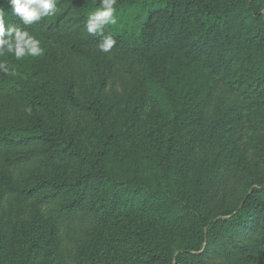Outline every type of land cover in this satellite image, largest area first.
<instances>
[{
  "label": "trees",
  "instance_id": "1",
  "mask_svg": "<svg viewBox=\"0 0 264 264\" xmlns=\"http://www.w3.org/2000/svg\"><path fill=\"white\" fill-rule=\"evenodd\" d=\"M100 4L0 0V264H264V0Z\"/></svg>",
  "mask_w": 264,
  "mask_h": 264
},
{
  "label": "clouds",
  "instance_id": "2",
  "mask_svg": "<svg viewBox=\"0 0 264 264\" xmlns=\"http://www.w3.org/2000/svg\"><path fill=\"white\" fill-rule=\"evenodd\" d=\"M11 11L24 25H32L42 17L53 15L57 11V0H9ZM117 0H101L100 7L89 15L86 30L89 34L103 37L107 25H116ZM5 19L0 12V55L14 54L17 60L25 56L39 57L43 54L40 41L27 30L15 26L5 28ZM116 41L111 36L103 37L99 48L102 52H109ZM3 65H0L2 68Z\"/></svg>",
  "mask_w": 264,
  "mask_h": 264
}]
</instances>
